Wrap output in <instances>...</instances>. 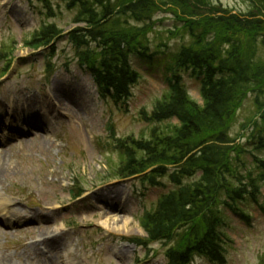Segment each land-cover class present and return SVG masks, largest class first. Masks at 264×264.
I'll list each match as a JSON object with an SVG mask.
<instances>
[{
    "label": "trees",
    "instance_id": "16d2710c",
    "mask_svg": "<svg viewBox=\"0 0 264 264\" xmlns=\"http://www.w3.org/2000/svg\"><path fill=\"white\" fill-rule=\"evenodd\" d=\"M37 1L49 17L63 4L76 26L64 35L56 23L42 22L23 46L52 56L56 41L65 39L99 97L118 109L139 80L130 58L155 66L162 51L151 48L150 35L160 15L173 16L177 26L167 34L182 42L170 57L167 84L151 111L141 113L146 129L136 138L113 139L116 159L108 156L104 180L140 176L147 187L164 188L160 179L167 177L170 188L138 218L146 239L133 242L161 243L167 264L196 258L224 264L227 214L248 222L241 206L254 208L264 199V0H242L246 12L212 0ZM14 51V40L2 42L0 78ZM185 75L197 83L200 104L189 96ZM247 95L255 111L232 133Z\"/></svg>",
    "mask_w": 264,
    "mask_h": 264
},
{
    "label": "rangeland",
    "instance_id": "374dc122",
    "mask_svg": "<svg viewBox=\"0 0 264 264\" xmlns=\"http://www.w3.org/2000/svg\"><path fill=\"white\" fill-rule=\"evenodd\" d=\"M212 1L237 12H246L249 7L242 0ZM46 13V6L37 0H0V43L13 37L16 45L12 69L0 81V139L5 142L0 145V162L8 167L0 172V200L15 206L14 211L10 208L0 212V264H165L158 244L146 254L147 250L136 248L130 241L146 239L138 218L145 209L152 208L163 187H143L135 182L138 177L100 182L106 176L108 156L116 159L108 151V127L113 128L117 137L138 136L146 129L139 113L149 111L164 91L169 58L182 42L167 34L177 26L175 19L171 14L160 15L158 18L163 20L150 35L151 48L157 46L158 53L162 51L155 56V66L136 56L130 58L139 80L132 88L127 112H123L100 100L90 76L71 60L67 41L56 43L57 53L51 58L55 68L49 74L44 72L49 60L42 55L43 51L32 52L23 47L22 41L42 22H54L65 32L74 26L73 13L63 4L55 16L48 17ZM183 81L191 99L200 104L197 83L186 75ZM56 83L73 93L86 107L85 112H77L66 102L51 106ZM18 99L33 105L27 117L15 122L10 116L19 108L14 101ZM254 111L252 96L247 95L236 112L232 133H237L239 125ZM44 112L53 116L55 122L49 130L44 129L43 120L40 123ZM33 115L41 124L40 129L27 125L34 120ZM4 121L12 126L2 130ZM21 130L29 133L23 134ZM35 133L41 137L36 138ZM160 181L166 185L164 188H170L167 177ZM73 182L80 183L85 190L84 196L74 202L70 201ZM108 187L118 189L114 206H120L122 212L103 214L107 212L106 204L99 202L97 192ZM109 199L113 197L108 194L106 200ZM259 203L264 205V199ZM260 204L253 205L254 208L241 206L251 215L248 222L227 214L230 218L223 230L228 237L224 264H260L264 256V207ZM111 215L118 216V220L109 224ZM36 217L45 221L33 222ZM5 219H12V223ZM42 231L56 232L60 237L64 248L56 261L46 263L38 257L37 246L28 243ZM193 264L210 263L196 258Z\"/></svg>",
    "mask_w": 264,
    "mask_h": 264
},
{
    "label": "bare ground",
    "instance_id": "6f19581e",
    "mask_svg": "<svg viewBox=\"0 0 264 264\" xmlns=\"http://www.w3.org/2000/svg\"><path fill=\"white\" fill-rule=\"evenodd\" d=\"M54 91L55 92L52 93V99L49 101L51 106H54L56 102L58 104L66 102V103H69L70 105H72L76 109L77 112H81V113L85 112L86 107L82 103L80 104L78 102V100L75 98V95L73 93H71L69 90H67L66 88H63L62 85L56 83L54 86ZM14 101H16L15 104H17V106H19V108H18L16 113L11 114L10 118L15 120V122H16L18 119L22 120L24 117L28 116L30 106H32L33 104L28 103V102H23L21 99L20 100L19 99L14 100ZM24 112H27V114L24 115ZM42 115L45 116V118L40 119V123L42 122L41 120H43L42 125L45 126L44 129L49 130L53 126V124L55 123L52 120L53 116L48 114V112H46V113L44 112V113H42ZM33 117H34V120L31 119L30 121H28L27 125H29L30 127H36V128L40 127L41 124L36 120V116L33 115ZM6 126L10 127V126H12V124L8 125L7 122L4 121L2 130H4L6 128ZM25 131H27V130H25ZM25 131L21 130L20 132L23 134L29 133V132H25ZM20 132L18 131L19 134H20ZM34 135L36 138L41 137V134H39V133H35ZM4 144H5L4 140L0 139V145H4ZM0 154H2V151H0ZM7 168L8 167L4 162H0V172L7 171ZM108 194H109V196L113 197V199L106 200V198L108 197ZM97 197H98L100 203L106 204L105 208H106L107 212H103L104 215H110V214L114 213V211L117 212L119 210H120V212H122V210H121L122 208H120V206H117V207L114 206L117 204L115 202V199H117L119 197L118 189H112L110 187L105 188V189L97 192ZM0 202H1L0 203V212H2L3 210L4 211L8 210L10 208H13L11 210L14 211V209H15L14 205L9 206L6 204V202H2L1 200H0ZM5 220L7 222L12 223V219H11V221H9L8 219H5ZM5 220H3L2 222H3V224L6 225L7 223ZM117 220H118V216L111 215V217L109 218V224L114 223ZM43 221H45V218H43V219L38 218V217L33 218V222H40L42 224ZM114 229L116 231L119 230L116 227H114ZM59 240H60V237L58 234H56V232H52V231L39 232L37 239L33 243L34 246L41 244L38 246V252H39L38 257L42 260L44 259L46 263H50L52 261H56V259H59L60 251H61V249L64 248V246L59 242ZM116 254L117 255H123L122 252H119V253L117 252ZM125 254L126 253H124V255Z\"/></svg>",
    "mask_w": 264,
    "mask_h": 264
}]
</instances>
